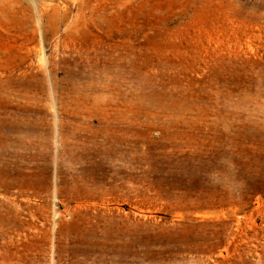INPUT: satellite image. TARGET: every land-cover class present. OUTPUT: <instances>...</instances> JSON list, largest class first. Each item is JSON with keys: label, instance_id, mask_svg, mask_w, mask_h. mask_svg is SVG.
<instances>
[{"label": "rangeland", "instance_id": "rangeland-1", "mask_svg": "<svg viewBox=\"0 0 264 264\" xmlns=\"http://www.w3.org/2000/svg\"><path fill=\"white\" fill-rule=\"evenodd\" d=\"M262 63L264 0H0V264H264V194L175 189L264 185Z\"/></svg>", "mask_w": 264, "mask_h": 264}, {"label": "trees", "instance_id": "trees-1", "mask_svg": "<svg viewBox=\"0 0 264 264\" xmlns=\"http://www.w3.org/2000/svg\"><path fill=\"white\" fill-rule=\"evenodd\" d=\"M261 72L264 73V63L261 64ZM240 139L241 132L236 131ZM236 151L232 152V159L238 167L237 176L245 182V187L239 193L243 203L252 201L257 194H264V185L262 181V172L256 171L255 165L256 154L248 153V149H240L238 146ZM247 152V154H246ZM215 155H206V157L196 156L188 161L186 165L182 166L185 175L179 180L177 189L180 196L186 199H194L198 201L199 206L193 208L194 210L211 209L212 205H216L219 199L217 191L220 186H212L207 180V174L218 168V161L220 160L215 152Z\"/></svg>", "mask_w": 264, "mask_h": 264}, {"label": "clouds", "instance_id": "clouds-1", "mask_svg": "<svg viewBox=\"0 0 264 264\" xmlns=\"http://www.w3.org/2000/svg\"><path fill=\"white\" fill-rule=\"evenodd\" d=\"M218 168L211 170L207 174V180L212 186H221L230 193L241 192L245 187V182L237 176L238 167L231 155H225L218 161Z\"/></svg>", "mask_w": 264, "mask_h": 264}]
</instances>
